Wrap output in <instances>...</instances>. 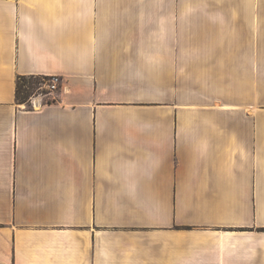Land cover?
Here are the masks:
<instances>
[{
  "label": "crops",
  "instance_id": "1",
  "mask_svg": "<svg viewBox=\"0 0 264 264\" xmlns=\"http://www.w3.org/2000/svg\"><path fill=\"white\" fill-rule=\"evenodd\" d=\"M0 264H264V0H0Z\"/></svg>",
  "mask_w": 264,
  "mask_h": 264
},
{
  "label": "trees",
  "instance_id": "2",
  "mask_svg": "<svg viewBox=\"0 0 264 264\" xmlns=\"http://www.w3.org/2000/svg\"><path fill=\"white\" fill-rule=\"evenodd\" d=\"M45 75H18L16 78L15 97L19 103L26 101L36 86L48 79ZM27 82V84H26ZM49 102V100H48Z\"/></svg>",
  "mask_w": 264,
  "mask_h": 264
},
{
  "label": "built area",
  "instance_id": "3",
  "mask_svg": "<svg viewBox=\"0 0 264 264\" xmlns=\"http://www.w3.org/2000/svg\"><path fill=\"white\" fill-rule=\"evenodd\" d=\"M60 84V77L57 75L50 76L48 79L41 82L38 86V89H48L49 91H53L58 89ZM28 102L31 106H35L37 103L42 102L41 94H33L29 99Z\"/></svg>",
  "mask_w": 264,
  "mask_h": 264
},
{
  "label": "rangeland",
  "instance_id": "4",
  "mask_svg": "<svg viewBox=\"0 0 264 264\" xmlns=\"http://www.w3.org/2000/svg\"><path fill=\"white\" fill-rule=\"evenodd\" d=\"M27 84V82H26ZM39 86V85H38ZM56 90L53 91H49L48 89L44 88V89H38V87L36 86V88L34 89V91L32 92V94L30 96L27 97L26 101H24L23 103H28V99L33 95V94H41L42 96V101L46 102V101H50L53 92L55 93Z\"/></svg>",
  "mask_w": 264,
  "mask_h": 264
}]
</instances>
